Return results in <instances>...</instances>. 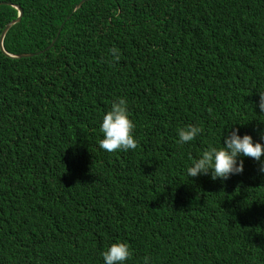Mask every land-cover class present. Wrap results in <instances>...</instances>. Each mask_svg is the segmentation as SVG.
Masks as SVG:
<instances>
[{"label": "trees", "instance_id": "obj_1", "mask_svg": "<svg viewBox=\"0 0 264 264\" xmlns=\"http://www.w3.org/2000/svg\"><path fill=\"white\" fill-rule=\"evenodd\" d=\"M81 1L0 0L24 12L4 39L16 58L0 47V138L15 140L0 149V264H103L117 241L128 264H264L259 162L223 182L185 172L232 127L264 143V0ZM13 6L0 5V40ZM112 64L124 83L99 90ZM121 87L144 127L129 163L88 146L110 103L83 91ZM188 124L202 132L178 145Z\"/></svg>", "mask_w": 264, "mask_h": 264}, {"label": "clouds", "instance_id": "obj_2", "mask_svg": "<svg viewBox=\"0 0 264 264\" xmlns=\"http://www.w3.org/2000/svg\"><path fill=\"white\" fill-rule=\"evenodd\" d=\"M246 27L247 25H244L237 35L246 34ZM109 51L113 60L119 59L118 49L112 48ZM89 85L91 88L92 84L89 83ZM93 85L98 88L94 81ZM83 96H99L110 103L108 109L102 114L99 124V132L102 134V138L98 139V147L108 153L134 151L138 146V140L134 135L135 124L130 118L131 89L128 87L112 88L106 91L91 89L83 91ZM258 96L256 107L264 115V91H258ZM201 132L200 127L192 124L180 127L177 129V144L181 146L189 144ZM247 133L249 132L240 133L239 128L232 127L226 135H223L221 146L210 144L195 159L191 160L190 165L185 169L187 176L191 178L210 175L213 181H227L232 176L243 174V158L246 157L259 162L258 172L264 175V161H262L264 143L254 142L253 137ZM260 141H264V132L260 133ZM70 151L72 155L78 156L85 153V148L74 144ZM100 255L103 264H128V261L133 258V250L127 242L117 241L108 245ZM142 264H152L151 258L147 255L144 256Z\"/></svg>", "mask_w": 264, "mask_h": 264}, {"label": "rangeland", "instance_id": "obj_3", "mask_svg": "<svg viewBox=\"0 0 264 264\" xmlns=\"http://www.w3.org/2000/svg\"><path fill=\"white\" fill-rule=\"evenodd\" d=\"M3 48H4V43H3ZM124 68H125V65H116L113 64V65H110L108 66L106 69L100 71V73L97 75V78L96 80L94 81V84L99 88V89H104L106 88L107 86L111 85V84H117V83H124V79H125V75H124ZM131 86V84H130ZM90 85L89 83L88 84H84L83 85V88H89ZM137 86H135L136 88ZM139 106V103H136V102H132L130 105H129V108H130V112H131V120L134 122L135 124V129H134V135L137 139V136H138V131L141 130L143 127V125L138 121V124H136V116L138 118V114L139 112H137V109H138ZM24 130V129H23ZM227 134V133H226ZM225 134V135H226ZM14 135H11L10 138L8 139L7 141V138H0V149H4L5 147L8 146V144L10 142H14ZM99 138H102L101 135H99V137L96 136V141L94 144L92 145H88L91 149L92 148H95L96 150H98L99 152H104V150L100 149L98 147V139ZM138 140V139H137ZM223 143V140L222 142ZM136 150H139V151H143L141 149V146L139 145V142H138V146L137 148L133 151V150H129L127 152L123 151L122 153H126L127 155V163H129V157H131L132 159H134L135 157V152ZM90 153H87V154H80L78 155V160H82V159H85V157H87ZM132 173L133 172H130V177L132 178ZM133 186L137 187L134 183H133ZM153 258H162V255H157Z\"/></svg>", "mask_w": 264, "mask_h": 264}, {"label": "water", "instance_id": "obj_4", "mask_svg": "<svg viewBox=\"0 0 264 264\" xmlns=\"http://www.w3.org/2000/svg\"><path fill=\"white\" fill-rule=\"evenodd\" d=\"M85 1H86V0H82V1L79 3V5H78V9H77V10H79V9L82 7V5L84 4ZM1 4H5V5H8V6H13L11 3H1ZM1 4H0V5H1ZM13 7H15V8L18 10V18L15 19V20H13V21H11L10 24L7 25L6 29L4 30V32H3L2 36H1L0 47H1V51H2V53H4L5 55H7V57L16 58L15 56H12V55L7 54L6 51H5L4 48H3V43H4V39H5V37H6V34L8 33V31H9V30H10L15 24H17V23H19V22L21 21V19H22V17H23V14H24L23 10H22L19 6L16 5V6H13ZM29 56L32 57L33 55H21V56H19V58H24V57H29Z\"/></svg>", "mask_w": 264, "mask_h": 264}]
</instances>
